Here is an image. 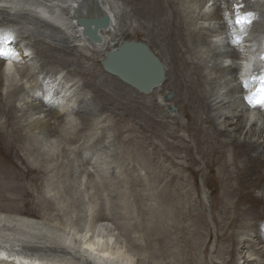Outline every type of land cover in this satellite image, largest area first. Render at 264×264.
<instances>
[{
    "label": "bare ground",
    "instance_id": "obj_1",
    "mask_svg": "<svg viewBox=\"0 0 264 264\" xmlns=\"http://www.w3.org/2000/svg\"><path fill=\"white\" fill-rule=\"evenodd\" d=\"M95 2L110 16L108 29L100 31L102 43L89 40L79 23L80 16L92 13ZM141 4L136 13L135 10L131 12L130 17L128 8L121 0H0V48L3 46L9 54L6 59L0 55V141L17 143L25 138L27 140L29 135L35 138L37 145L49 143L52 138L59 136L75 143L78 141V132L93 125L101 129L99 139L95 137L98 140L96 148L111 152L115 148H112L114 141L110 127L100 121L102 114L98 94L88 99L85 96L87 89H83L84 84L78 85L77 77L70 78L62 72L64 69L50 67L43 58L53 57L57 52L66 54L70 51L76 54L77 47L81 45H90L95 51L105 53L109 48L118 46L121 36L129 32L143 29L144 34L157 33L156 36L160 37L157 43H164L163 46L175 59L177 72H173L172 82L176 78L179 95L192 110L193 123L187 124L185 114L177 109L171 113L167 111L171 109L174 97L169 93L172 88L164 86L170 76L167 75V64L157 56L164 66V79L149 93H142L154 97L153 101H144L145 106L142 104L139 107L147 121L145 129L151 126L165 129L167 114L180 120L189 129L192 128L193 133L187 134L185 131L181 136L178 135L180 144L164 139V145L167 148L176 146L175 149H181V152H191L195 164L200 162L195 169L204 174L203 179L210 171L218 182L219 192L214 197L218 215L214 217L216 225L211 228V233L216 232V239L220 242L213 257L215 264H223L222 257L225 254H229L233 260H226L227 263L240 264L241 261L237 263V259L242 258L245 259L242 264H264V235L259 227L264 221L260 220L264 218V110L251 109V103L245 99L247 90L239 79L242 69L243 76L247 77L258 67L257 64L264 66V61L259 62L260 56L254 54L259 48L264 50V0H142ZM233 4H240L241 8L245 5L248 8L246 12L250 11L256 17L244 40L245 48L232 45L227 35L226 9L231 10ZM40 14L50 19L51 23L41 19ZM22 19L25 22L20 21ZM42 22L52 29L42 27ZM230 29L232 33L235 32L232 27ZM25 41V46H22ZM52 49L54 52H51ZM250 53L252 62L247 60ZM68 59L64 58L69 62ZM77 65L81 66L80 63ZM73 71L76 75L80 74L76 67ZM100 77L98 71L92 72L93 81L100 80ZM123 85L132 89L125 83ZM79 86L80 89H77ZM260 87L261 81L257 77L251 85L250 96L259 93ZM151 105H156L165 113L156 122L150 114ZM145 108L149 110L144 111ZM73 121L76 122L77 132L70 133L72 127L65 133L64 128L71 127ZM165 131L171 136L176 135L175 131ZM89 137L94 140V137ZM33 143L36 144L35 141ZM81 145L80 149L83 148ZM80 155L82 158L77 165L92 178L94 171L89 168L86 155ZM137 157L145 165L154 158L151 153L148 155L145 152L139 153ZM0 183L5 188L8 185L10 187V180L0 177ZM201 191L207 205V188ZM256 219L260 220L258 224L255 223ZM193 224L198 230L199 244L201 240L205 244L206 232L202 230L207 221L199 210H195ZM111 239L89 232L60 233L41 219L0 212V264H138L134 252L110 245ZM15 243L22 244L23 250L9 247Z\"/></svg>",
    "mask_w": 264,
    "mask_h": 264
},
{
    "label": "rangeland",
    "instance_id": "obj_2",
    "mask_svg": "<svg viewBox=\"0 0 264 264\" xmlns=\"http://www.w3.org/2000/svg\"><path fill=\"white\" fill-rule=\"evenodd\" d=\"M121 2L128 8L130 17L132 16L131 12L135 10L136 13V9L142 5V0H121ZM129 15L128 20L130 19ZM46 22L51 23V21ZM42 24V27L48 30L52 29L44 22ZM147 34H144L143 29H139L137 32L122 35L120 41L125 40L128 36L129 40L135 38L145 40L150 44L157 56L167 64V75H170L164 86L172 88L169 93L174 99L171 102V109L168 108L167 111L171 113L172 108H175L183 115L185 114L184 119L187 120V124L193 123L192 110L188 103L180 97L176 78L174 83L172 82L173 72L175 73V70L177 72L175 59H173L171 52L166 50V46H163L164 43H157L160 41V37L156 36L157 33L155 35L149 33L148 36ZM81 44L79 43V45ZM77 50L78 53L76 54L70 51L66 54L57 52L53 57L43 59L50 67L64 69L62 72L70 78L77 77L78 85L83 86L84 84L85 88L83 89H87L88 92L85 90V96L88 99H93L92 96L98 94L102 114L100 121L103 125L107 123V127H110L114 141L112 148L115 147L116 149L113 148L111 152H108L105 149L101 151L96 148V141L99 139L101 129L99 127L98 129L94 128L93 125L86 127L88 129L85 128L88 131L78 132L77 143L59 136L60 138H52L49 143L44 142V144L38 143L37 145L35 138L29 135L27 140L30 141L28 142L26 138L25 141L21 140L17 143L15 141H0V177L10 180V187L8 185L5 188L0 183V212L41 219L60 233L64 231L66 233L89 232L93 235L107 236L112 238L110 245L134 252L138 264H215L213 257L216 255L215 251L220 242L216 239V232L211 233V228L216 225L214 217L218 215L214 201V197L219 192L218 182L210 171L205 174L206 179H203L204 174L195 169L200 162L195 164L191 152H181V149H175L176 146L167 148L164 145V139L173 144H180L178 135L181 136L185 131L187 134L193 133L192 128L189 129L180 120L167 114L165 129L171 130V132L175 131L176 135L171 136L165 129L162 130L161 127L157 128V126L145 129L147 121L139 111V107L144 101H153L154 97L145 96L134 88L132 90L125 87L117 77L104 71L101 66V59L105 56L104 52L95 51L90 45L78 46ZM51 52H54L53 49ZM65 57L69 58V62L64 60ZM43 59L42 61H44ZM78 62L81 66L77 65ZM75 67L80 70V74H77L79 77L74 74L73 69ZM94 71L99 72L100 80L94 79L93 81L91 76ZM91 81L92 83H89ZM80 86L77 89H80ZM151 108L150 114L155 122L162 115H165L162 109L156 105H151ZM147 110L149 108H145L144 111ZM70 124L71 127H65L64 132L67 133L68 128L72 127L76 130L72 128L69 129V132H77L76 122L73 121ZM124 126L130 128L123 129ZM16 128L19 129V127ZM24 130L27 132V129ZM82 133H86L87 137ZM80 136L85 138L82 140ZM89 136L94 137V140ZM143 138H146L147 141H144ZM34 141L36 144L33 143ZM32 143L33 145L30 146L33 149L29 147V144ZM89 143L95 146H90ZM79 145L83 148L80 149ZM67 149L71 152H66ZM77 150L78 152H76ZM89 152L94 153V156ZM142 152L148 155L151 153V156L154 157L150 160L151 163H146L148 166L138 161L137 155ZM96 153L98 154L96 155ZM80 154L86 155L85 160L88 161L89 168L94 171V179L88 177L86 172L77 165L78 162L80 164L82 158ZM39 157L42 160L39 161ZM100 157L102 158L100 159ZM35 160L38 161L35 162ZM42 165L45 169L48 167V170L46 169V171ZM204 187L208 191L209 201H207V205L201 196V190ZM195 210H199L207 221L204 230H202L206 232L205 244L202 243V240L199 244L198 230L193 224ZM262 219L264 218L260 220ZM260 220L256 219L255 223L258 224ZM208 233L210 234L209 237L207 236ZM9 247L13 250H23L22 244L17 245L15 243ZM226 260L229 262L232 260L229 254L223 255V264L229 263ZM243 261L245 259H237V263L242 264Z\"/></svg>",
    "mask_w": 264,
    "mask_h": 264
},
{
    "label": "water",
    "instance_id": "obj_3",
    "mask_svg": "<svg viewBox=\"0 0 264 264\" xmlns=\"http://www.w3.org/2000/svg\"><path fill=\"white\" fill-rule=\"evenodd\" d=\"M79 23L89 40L102 43L103 37L100 31L108 29L110 16L96 3L91 14L79 17ZM101 64L107 73L116 76L127 86L146 94L164 79V66L151 46L143 40H129L128 36L120 41L118 46L105 52Z\"/></svg>",
    "mask_w": 264,
    "mask_h": 264
},
{
    "label": "snow or ice",
    "instance_id": "obj_4",
    "mask_svg": "<svg viewBox=\"0 0 264 264\" xmlns=\"http://www.w3.org/2000/svg\"><path fill=\"white\" fill-rule=\"evenodd\" d=\"M235 7L241 8L242 5L236 4ZM253 16L254 14L250 11L245 12L243 14H237L235 18V23L239 25L241 29H243L245 25H250L253 22ZM6 39H11V37H7ZM234 43L236 44L240 43L239 37L234 41ZM0 55H4V53L0 52ZM261 59H264V57H261ZM252 79H257V77H252ZM258 79L262 83H261V87L258 89L259 99L255 102L258 104L264 105V75H261ZM244 86L245 87L247 86L246 83L244 84ZM254 98H255V94L247 97L249 103H253Z\"/></svg>",
    "mask_w": 264,
    "mask_h": 264
},
{
    "label": "clouds",
    "instance_id": "obj_5",
    "mask_svg": "<svg viewBox=\"0 0 264 264\" xmlns=\"http://www.w3.org/2000/svg\"><path fill=\"white\" fill-rule=\"evenodd\" d=\"M260 117V115H258Z\"/></svg>",
    "mask_w": 264,
    "mask_h": 264
}]
</instances>
